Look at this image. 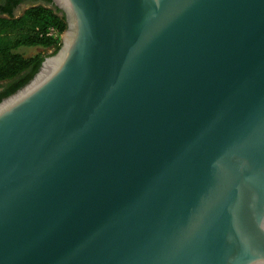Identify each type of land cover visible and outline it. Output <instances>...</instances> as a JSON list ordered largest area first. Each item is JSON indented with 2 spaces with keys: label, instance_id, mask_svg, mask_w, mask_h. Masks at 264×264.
<instances>
[{
  "label": "water",
  "instance_id": "water-1",
  "mask_svg": "<svg viewBox=\"0 0 264 264\" xmlns=\"http://www.w3.org/2000/svg\"><path fill=\"white\" fill-rule=\"evenodd\" d=\"M52 3L0 100V264H264V0Z\"/></svg>",
  "mask_w": 264,
  "mask_h": 264
},
{
  "label": "trees",
  "instance_id": "trees-1",
  "mask_svg": "<svg viewBox=\"0 0 264 264\" xmlns=\"http://www.w3.org/2000/svg\"><path fill=\"white\" fill-rule=\"evenodd\" d=\"M59 12L52 0L31 5L18 16L0 7V83L9 85L1 92L0 100L26 84L44 58L41 55L25 57L16 51L18 47L51 48V54L59 49L60 35L66 28L65 17ZM50 27L57 30L58 36L48 34Z\"/></svg>",
  "mask_w": 264,
  "mask_h": 264
},
{
  "label": "flooded vegetation",
  "instance_id": "flooded-vegetation-1",
  "mask_svg": "<svg viewBox=\"0 0 264 264\" xmlns=\"http://www.w3.org/2000/svg\"><path fill=\"white\" fill-rule=\"evenodd\" d=\"M44 0H0V7L10 10L13 12L16 10H25L26 8H28L31 5H35L37 3H42ZM48 6H51V4H49ZM2 83V82H1ZM4 85L3 87H1L0 89V95L2 94L1 92H3L4 90H7V88H9L8 82H3Z\"/></svg>",
  "mask_w": 264,
  "mask_h": 264
},
{
  "label": "rangeland",
  "instance_id": "rangeland-1",
  "mask_svg": "<svg viewBox=\"0 0 264 264\" xmlns=\"http://www.w3.org/2000/svg\"><path fill=\"white\" fill-rule=\"evenodd\" d=\"M24 10H16L14 12L15 16L20 15ZM17 52L21 53L25 57H30L34 55H41V56H49L52 55V49L51 48H43L41 46H20L16 49ZM54 54V53H53ZM4 83H0V89L3 87Z\"/></svg>",
  "mask_w": 264,
  "mask_h": 264
},
{
  "label": "built area",
  "instance_id": "built-area-1",
  "mask_svg": "<svg viewBox=\"0 0 264 264\" xmlns=\"http://www.w3.org/2000/svg\"><path fill=\"white\" fill-rule=\"evenodd\" d=\"M48 34L53 35V36H58V32H57V30L54 29V28H52V27H50V28L48 29ZM60 37H61V35H60Z\"/></svg>",
  "mask_w": 264,
  "mask_h": 264
}]
</instances>
